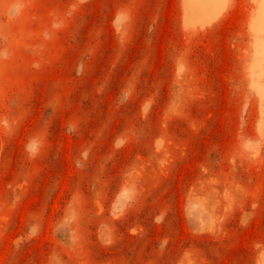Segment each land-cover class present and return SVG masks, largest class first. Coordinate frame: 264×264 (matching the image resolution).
I'll return each mask as SVG.
<instances>
[{"label": "rangeland", "instance_id": "374dc122", "mask_svg": "<svg viewBox=\"0 0 264 264\" xmlns=\"http://www.w3.org/2000/svg\"><path fill=\"white\" fill-rule=\"evenodd\" d=\"M261 1L0 0V264H264Z\"/></svg>", "mask_w": 264, "mask_h": 264}, {"label": "bare ground", "instance_id": "6f19581e", "mask_svg": "<svg viewBox=\"0 0 264 264\" xmlns=\"http://www.w3.org/2000/svg\"><path fill=\"white\" fill-rule=\"evenodd\" d=\"M197 4H198V6H201L202 5L204 7V5L201 4L200 1H197ZM220 4H221L220 0H213L212 7H211V10L210 11H213L214 8L216 10L217 6H219ZM259 9H260V11L262 13V17L260 16V17L257 18V25L261 24V18H264V0L261 1V4L259 6ZM219 13H220V10H216L214 12L213 16L208 21H210L212 19H216L217 16L219 15ZM259 44H260L259 46H261V45L263 46V42H260ZM262 126L264 128V115H263V120H262Z\"/></svg>", "mask_w": 264, "mask_h": 264}]
</instances>
